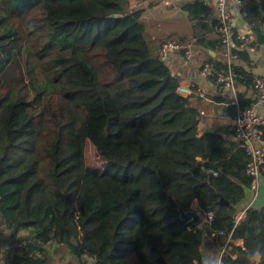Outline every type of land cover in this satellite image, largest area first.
Segmentation results:
<instances>
[{
	"label": "trees",
	"instance_id": "trees-1",
	"mask_svg": "<svg viewBox=\"0 0 264 264\" xmlns=\"http://www.w3.org/2000/svg\"><path fill=\"white\" fill-rule=\"evenodd\" d=\"M258 2L241 0L239 8L254 31L264 28ZM180 10L192 35L179 42L193 39L205 57L201 68L225 73L220 59L201 51H222L210 8L193 0ZM141 13L130 0H0V247L4 237L15 239L6 264H47L53 247L76 264H203L200 243L188 261L168 231L178 208L189 212L194 200L213 214L198 238L233 229L243 241L244 250L224 262L255 264L258 254L256 264H264V208L248 209L235 224L251 185L249 159L242 149L229 155L224 147L233 144L219 133L199 132V109L177 94L179 78L160 59L161 44L150 46L133 24ZM235 53V82L252 90L242 66L249 55ZM99 109L101 164L90 168L84 151Z\"/></svg>",
	"mask_w": 264,
	"mask_h": 264
},
{
	"label": "crops",
	"instance_id": "crops-1",
	"mask_svg": "<svg viewBox=\"0 0 264 264\" xmlns=\"http://www.w3.org/2000/svg\"><path fill=\"white\" fill-rule=\"evenodd\" d=\"M167 2L170 7H160L159 13L162 17L159 18L161 22H167L170 18L173 17V11L176 8H179L180 16L186 19L185 13L180 10V5L186 0H182L181 3H176L174 0H163ZM180 1V0H178ZM193 1V0H192ZM205 2V0H201ZM259 0H255L256 3ZM132 2L135 5H143L140 9L142 10L141 16L136 22V25L141 28L142 21L144 16L147 17V24L152 23L151 14L155 7L154 5L160 3V0H146L144 2H136L135 0H130V9H132ZM132 7V8H131ZM261 10L264 11V3L261 7ZM264 13V12H263ZM233 18H234V27L236 32L240 37H246L251 32L250 25L243 19L239 9L234 8L232 10ZM187 20V19H186ZM188 21V20H187ZM141 24V25H140ZM147 24L145 26L147 27ZM189 32L186 33L187 37L191 38V24L188 21ZM144 27V26H142ZM144 30V28H142ZM261 32L264 34V28L260 29ZM145 31V30H144ZM209 38L214 37V34H208ZM254 39H255V46L256 50L251 55L250 64L242 65L245 69L250 71L252 75L256 76H264V44H258L256 42V34L254 31ZM149 45L151 43L149 42ZM204 53L210 56L212 59H220L221 51H212L213 55H209L207 53V49H201ZM205 57H203L196 47L192 49V56L187 61L184 59L183 54L181 52H176L171 55L169 67L173 73V75L179 78V83L184 85H194L199 87L200 89L204 90L205 92V99L198 100L193 99V104L197 106L200 112V120L198 124L199 132L209 131L212 133H219L224 138L229 140L233 146L231 147H224L229 151V155L235 154L237 151L241 150L240 145L234 139V135L232 132L233 124H234V114L235 108L230 104L231 95L227 94L221 86L217 85L215 82H212L210 78H205L201 75V66L204 62ZM208 66V65H205ZM236 94L239 103V96H241L242 101L245 103V106L248 105L251 101L250 90H246L244 86L240 84H236ZM218 99H221L219 101ZM264 115V110L262 111ZM264 133V127H263ZM250 208L254 209H261L264 208V181H261L257 191L252 192L251 189L246 190L245 198L239 203L238 211L235 216V224H241L245 222L247 218V210ZM191 211H194L201 215L199 212L200 207L198 202L194 200L191 204ZM203 224V220L201 219L196 224H191L189 222L178 221L174 223L170 228H168L169 233L178 235L176 240L180 243V250L181 253H184L188 259V255L190 253V247L196 243H200L199 252L201 255V259L203 264H218L220 261L224 262L223 259L226 258H233L235 256L234 249H241L244 250L243 241L240 239H234L233 242L224 248H221V243L219 241H215L210 239L209 237L205 236L204 234L201 235V238L196 236L197 230L201 228ZM5 228V227H3ZM6 235H9V231H6ZM26 235V232L23 233V236ZM15 242V239H9L4 237L2 240V247L1 248V262L0 264H6V253L5 249L12 245ZM69 243L75 245L77 243V237L74 235L69 236ZM12 247H18L16 244ZM59 251L58 254L61 252ZM47 264H62L63 260L60 256H52L47 255L46 257ZM68 258V257H67ZM260 261V256L258 254L253 256V262L256 264ZM189 264H197L196 261H189Z\"/></svg>",
	"mask_w": 264,
	"mask_h": 264
},
{
	"label": "built area",
	"instance_id": "built-area-1",
	"mask_svg": "<svg viewBox=\"0 0 264 264\" xmlns=\"http://www.w3.org/2000/svg\"><path fill=\"white\" fill-rule=\"evenodd\" d=\"M192 1V0H186ZM160 3L167 6V2L160 0ZM211 10L213 19L217 22L214 32L220 39L222 51L220 61L226 67L223 74H214L210 66H204L201 69V75L205 78H215V83L229 95H231L230 104L235 108L233 135L241 149L248 157V163L245 168V174L251 178L250 189L252 192L257 191L261 181H264V76L253 75V88L250 90L252 101L241 106L237 99L236 82L233 68L240 64L236 51H244L250 58L255 52L254 30L246 37H240L234 27V18L232 10L239 9L241 0H205L204 2ZM242 15V14H241ZM243 16V15H242ZM194 40L183 46L175 41H166L161 44L158 55L165 63H170L173 53L184 50L183 57L187 61L192 56L194 49ZM177 94L184 98L204 100L205 92L194 85H184L179 83ZM204 223L210 224L213 220V214L203 211L199 212ZM210 239L219 241L221 248L229 246L234 238L233 229H222L212 232ZM85 264H96L94 259L86 258ZM218 264H228L220 261Z\"/></svg>",
	"mask_w": 264,
	"mask_h": 264
},
{
	"label": "rangeland",
	"instance_id": "rangeland-1",
	"mask_svg": "<svg viewBox=\"0 0 264 264\" xmlns=\"http://www.w3.org/2000/svg\"><path fill=\"white\" fill-rule=\"evenodd\" d=\"M176 3H181L182 0H174ZM144 5V4H143ZM143 5H135L134 2H132V10H136L137 8L140 9ZM159 5V6H158ZM157 7L152 11L151 14V19L152 23L147 24V17L149 16H144L142 21V26L141 28H144L145 34L148 38V41L151 43L152 46H160V44L165 43L166 41H175L181 44L180 39L182 37H187L186 33L189 32V24L188 21L180 16L179 8L174 9L173 17L170 18L169 21L167 22H161L159 20L162 15L159 13L160 7H170V6H165L161 3H158L154 5ZM134 26L137 27L136 22H133ZM147 24V27L145 26ZM129 25L131 26L132 23L130 22ZM141 25V24H140ZM187 44V43H186ZM103 124V114L102 110L99 109L97 110L93 115H92V126L89 131L88 139H87V144L85 147L84 151V157H85V163L86 166L90 168H98L100 167V161L97 158V147H98V133L102 128ZM59 251L58 249L50 248L49 249V256L50 254L52 256H60L61 259L63 260L62 264H76V260L71 256L66 250L62 248L60 250L61 252L58 254ZM68 257V258H67Z\"/></svg>",
	"mask_w": 264,
	"mask_h": 264
},
{
	"label": "water",
	"instance_id": "water-1",
	"mask_svg": "<svg viewBox=\"0 0 264 264\" xmlns=\"http://www.w3.org/2000/svg\"><path fill=\"white\" fill-rule=\"evenodd\" d=\"M113 18H117V16L114 15ZM255 34H256V42L258 44H264V34L261 32V30L257 28L255 30ZM207 53L209 55H213L212 51H210V50H208ZM166 65L169 66L168 63H166ZM222 202H224V201L221 200V203ZM178 213H179L178 219L180 221L189 222L191 224H196L201 220V215H199L198 213H196L194 211L184 212L180 208H178Z\"/></svg>",
	"mask_w": 264,
	"mask_h": 264
}]
</instances>
